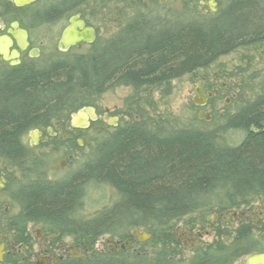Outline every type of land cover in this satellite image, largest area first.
I'll use <instances>...</instances> for the list:
<instances>
[{
    "label": "trees",
    "instance_id": "trees-1",
    "mask_svg": "<svg viewBox=\"0 0 264 264\" xmlns=\"http://www.w3.org/2000/svg\"><path fill=\"white\" fill-rule=\"evenodd\" d=\"M81 3L61 0L49 14L72 12ZM223 6L214 20L200 24L160 28L154 24L159 20L138 15L95 54L54 58L0 78L1 155L23 165L25 134L93 107V96L110 82L137 88L162 85L206 68L240 46L264 42V0H227ZM223 128L243 131V142L220 145L216 131L199 128L165 134L137 124L121 128L101 143L90 164L69 178L14 182L7 190L21 209L13 223L22 232L28 223H43L58 240L73 236L82 242L105 233L124 236L137 227L157 231L182 216L212 210L219 202L232 206L237 200L264 197V91L230 115ZM91 180L108 182L120 199L95 219L81 222L74 215L83 202V186ZM160 234L174 243L171 234ZM161 251L151 256L144 251L127 262L105 257L61 264H170L165 245ZM216 257L213 262L220 261Z\"/></svg>",
    "mask_w": 264,
    "mask_h": 264
},
{
    "label": "rangeland",
    "instance_id": "rangeland-1",
    "mask_svg": "<svg viewBox=\"0 0 264 264\" xmlns=\"http://www.w3.org/2000/svg\"><path fill=\"white\" fill-rule=\"evenodd\" d=\"M60 1L39 0L38 5L31 9V11L40 9L39 20L33 21L30 16L26 22L34 42L38 44L40 41L42 56L40 60H37L39 64L48 60L50 62L54 58L63 59L74 57V55L95 54L107 46L109 41L121 35L138 15L159 20L154 24L159 23L157 26L161 28L170 27L176 23L199 22L200 24L205 19L214 20L223 8L220 4L218 12H214L215 7L212 2L206 1L202 6L199 0H81L82 3L72 12L49 14L50 8L59 4ZM73 14L80 15L97 29V40L93 44L76 45L67 52H62L58 47L60 35L69 25L68 21ZM200 86L205 92H214L213 98L205 108H200L193 102L194 98H197L196 89ZM263 91L264 42L240 46L235 51L217 58L206 68L185 73L184 76L174 78L162 85H141L137 88L131 84L110 82L104 91L93 96L92 99L95 107H99L102 111L111 110L108 118L109 121L115 118L114 120L110 123L109 121L94 122L78 134L72 132L73 139L66 143L62 129L73 130L71 123L73 117H76L77 111L82 108L69 116L63 115L52 122V125L58 128L56 139L49 143L44 144L40 141L32 145V138L28 136V133L25 134L22 138V143L27 147L24 165L12 163L0 153V170L8 175L11 186L15 181L25 185L38 179L52 181L67 179L85 165L90 164L95 159L96 149L101 143L111 138L117 130L127 126L132 127L135 124L160 134L181 128L214 130L218 134L220 145L237 147L245 138L244 132L232 128L226 129L223 126L230 115L251 103ZM200 111L210 119H204V115L202 118L198 117ZM83 188V202L74 215L75 219L81 222L95 219L120 199L117 189L111 187L108 182L97 183L91 180ZM14 189L17 188L14 187ZM20 209V202H17L12 194L6 191L3 196L0 195L1 229L5 230V233L20 246L19 256L21 259H25L26 256L27 264L37 263L41 258L40 254L46 248L57 257L61 254L63 244L66 245L67 250L74 245L80 254L87 256V261H94L104 257L105 252L111 251L109 239L122 241L124 246L122 251L127 259L144 251L149 256L153 252L160 253L165 245L168 249L170 264H190L196 251L189 244H184L187 239L182 234L192 229L196 231L201 227L204 236L199 249H204L210 244L214 245L220 239L216 233L208 235L203 230L205 222L213 217L215 208L182 216L180 219L170 221L169 225L158 226L157 231L137 227L129 229L124 236L105 233L82 242L77 241L73 236H65L53 243L52 241L59 235L54 234L43 223H28L24 232L20 231L22 226L15 227L13 220ZM136 230L151 234L148 241H140L135 233ZM161 231L174 236L176 242L172 243L169 239L163 238ZM28 243L30 247L32 245L30 251H26L25 245ZM123 253L120 252V255Z\"/></svg>",
    "mask_w": 264,
    "mask_h": 264
},
{
    "label": "flooded vegetation",
    "instance_id": "flooded-vegetation-1",
    "mask_svg": "<svg viewBox=\"0 0 264 264\" xmlns=\"http://www.w3.org/2000/svg\"><path fill=\"white\" fill-rule=\"evenodd\" d=\"M38 1L39 0H33L28 3L18 4L17 0H0V78L8 76L14 69H20V67L30 68L33 64H39L37 60H40L42 56V48L39 46L40 41H38V44L34 42L33 37H31L30 27L26 26V22H28L30 16L31 19L33 18V21L39 20V13L41 12L40 9L31 11L34 6L38 5ZM206 1L212 2L215 7L214 12H218V8H220L219 5L221 4V6H223L227 0H199L202 6H204ZM82 20H84L85 24L88 26L93 27L90 23H87L85 19ZM13 23H17V27H14ZM94 29L97 34V29ZM19 30L26 32V39L22 37V35L19 37V40L15 38ZM96 40L97 38L95 41ZM198 88L201 89V93L196 94L197 98H194V101H202V95L206 96V103L204 105H197L200 108H205L207 107L209 101L213 98L214 92H205L202 86ZM208 93H211L212 96L210 97ZM92 108L93 111H95V117L91 118V116H89L88 126L94 122L109 121L108 115L111 110L106 109V111H102L97 106H93ZM207 118L208 117L204 115V119L207 120ZM114 119L115 118L110 119V121ZM71 123L73 130L67 128L62 129V133L66 137V143L73 139L74 132L75 134H78L85 129L80 122L74 123L72 121ZM56 129L58 128H56V126L54 127V125L34 128L28 132V136L32 138V145H36L40 141L45 144L58 137ZM25 159L23 161V165L26 162ZM10 186L11 184L9 185L8 175L3 170H0V195L3 196L6 191L8 192L7 189ZM217 204L220 205L215 207L213 217L210 221L205 222V228L203 230H205L208 235H214V233H216L221 239H219L218 243L214 245L212 244L213 246L211 244L207 245L204 249H199L201 246V240H203L204 236V234H202L201 227L196 231L192 229L187 231L185 234H182V236L187 239L184 241V244H189L191 248L196 251L191 258L190 264H248L250 257L255 255L264 256V197H256L254 199L251 198L245 202H239L237 200L234 204H232V206L227 204L225 205L220 202ZM6 212L8 211L6 210ZM40 236L44 237V235ZM57 241H59L58 238L53 240L52 243ZM108 242H110L111 251L105 252L104 257L99 259L107 257L108 259L122 260L123 262L130 261V259H127V257L124 256L122 251L124 249L122 241L118 239L115 241L113 239H109ZM174 242H176V239ZM29 244L30 243L25 245L26 251H30L32 247V245L30 247ZM20 252V246L5 233V230L2 231L0 226V264H27L25 260L28 258L24 255L25 259H21L19 256ZM120 252L123 254L120 255ZM40 256L41 258L35 264H61L71 262L72 260L87 261V256L85 254H80L74 245L67 250L65 244L62 245L61 254L57 257L47 248L40 254ZM216 256L220 259L219 262H213ZM201 259H203L204 262H202ZM256 264L264 263L262 261Z\"/></svg>",
    "mask_w": 264,
    "mask_h": 264
},
{
    "label": "water",
    "instance_id": "water-1",
    "mask_svg": "<svg viewBox=\"0 0 264 264\" xmlns=\"http://www.w3.org/2000/svg\"><path fill=\"white\" fill-rule=\"evenodd\" d=\"M33 0H26V1H19L17 0L18 4L28 3ZM14 27H17V23H13ZM22 35L26 39V32L19 30L18 34L15 36L18 40L19 37ZM97 38L96 31L93 27L88 26L85 24V21L80 18V15L75 14L72 16V18L69 20V25L62 31L61 38L58 42V47L60 51H67L71 47H74V45L77 44H84L88 43L91 44L95 42V39ZM201 89L198 88L196 91V94H200ZM208 95L211 97V93H208ZM203 100L202 101H194V104L197 105H204L206 103V96L202 95ZM88 115L91 116V118L95 117V111H93L92 107L83 108L78 111L77 116L73 117V122L81 121L83 127H88ZM204 114L203 112L199 113V117L202 118ZM207 116V115H206ZM208 120L210 117L207 118ZM138 236V239L140 241H145V239H148L150 236L149 234L140 233V231L135 232ZM264 263V256L263 255H255L250 257L248 264H256L259 262Z\"/></svg>",
    "mask_w": 264,
    "mask_h": 264
},
{
    "label": "bare ground",
    "instance_id": "bare-ground-1",
    "mask_svg": "<svg viewBox=\"0 0 264 264\" xmlns=\"http://www.w3.org/2000/svg\"><path fill=\"white\" fill-rule=\"evenodd\" d=\"M88 107H89V106H88ZM85 108H87V107H85ZM78 122H81V121L79 120V121H77V122H75V123H78ZM23 150H24V149H23ZM33 155H34V154H33ZM87 164H88V163H87ZM144 234H145V233H144ZM147 235H148V234H147ZM149 235H150V234H149ZM150 236H151V235H150ZM150 236H149V237H150ZM149 237H148V238H149ZM145 241H148V239H145Z\"/></svg>",
    "mask_w": 264,
    "mask_h": 264
}]
</instances>
